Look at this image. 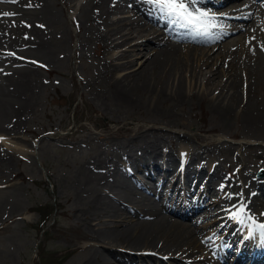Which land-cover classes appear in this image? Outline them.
<instances>
[{"label":"bare ground","instance_id":"6f19581e","mask_svg":"<svg viewBox=\"0 0 264 264\" xmlns=\"http://www.w3.org/2000/svg\"><path fill=\"white\" fill-rule=\"evenodd\" d=\"M210 1L196 0L192 5L217 18L218 26L209 36H198L172 24L147 0H60L63 9H74L69 16L72 25L79 16L88 42L103 50L95 80L101 87L100 98L116 99L156 115L150 123L128 128L124 134L129 140L117 143L105 158L97 155L84 164L76 192L67 198V202L74 200L72 209L79 219L72 225L77 239L87 241L81 264H214L217 260L210 258L209 247L219 249L226 244L225 248H231L234 236L242 240L240 248L243 240L251 245L256 240L260 245L263 239L249 236L250 222L207 220L211 214L226 216L223 205L229 199L232 204L233 199L234 186L230 191L229 178L214 156L223 138L206 143L199 140V146L192 148L188 140L198 139V133L172 128L178 115L174 109L192 105L195 98L200 104H208L213 118L226 124L239 120L247 129H264V100L255 91L264 83V0H218L217 6ZM5 12L14 15H0V176L6 163L31 152L26 148L31 143L21 131L35 109L41 86L36 66L40 62L25 58L22 50L31 49L49 60L56 38L53 32L50 36L49 30L45 32L42 20L53 31L61 14L52 0H0V14ZM202 128L207 130L204 125ZM168 139H175V143ZM175 144L183 150V167L179 166L181 151L172 147ZM134 147L144 151L139 171L153 166L146 172L153 184L130 174L136 185L146 190V185L153 186L160 195L166 185L172 187L182 175L168 196L167 200L172 198L174 203L171 208L157 207L148 196L135 199L133 183L121 184L116 178L108 181L119 172L118 160H131L133 156L126 150ZM257 186L264 191V181ZM20 189L11 178H0V233L8 227L2 224L14 217ZM248 189L243 191L246 215L264 223V215L258 210L261 195L254 202ZM210 193L221 195L208 204ZM176 202L184 206L175 208ZM126 204L131 208L124 216L120 210ZM161 209L169 213L164 215ZM66 210L69 214L72 211ZM218 235L223 237L217 242ZM252 250L241 253L235 264L254 255L251 264H259L262 248ZM142 253L156 261L140 259L137 254Z\"/></svg>","mask_w":264,"mask_h":264},{"label":"rangeland","instance_id":"374dc122","mask_svg":"<svg viewBox=\"0 0 264 264\" xmlns=\"http://www.w3.org/2000/svg\"><path fill=\"white\" fill-rule=\"evenodd\" d=\"M52 2L61 14L60 23L53 31L47 21L42 20L46 23L45 32L49 30V36L53 32L56 38L49 60L31 49L22 50L25 58L40 62L36 66V78L41 86L35 109L21 131V136L31 143V147L26 144L31 152L28 155L20 154L15 161L6 163L0 176L1 179L11 178L21 187L17 193L19 206L14 217L2 224L8 227L0 233V264H35L36 247L41 241L40 248L44 247L41 264H55L66 254H70V257L65 264H81L86 255L82 247L87 241L77 239L72 225L78 224L79 219L72 209L75 207L74 200L67 202V198L76 192L85 171L84 164L97 155L105 158L114 151L117 143L129 140L125 139L124 134L128 128L150 123L156 116L146 109L134 108L116 99L100 98L101 87L95 84V80L100 74L103 50L99 45L88 42L87 31L79 16L75 17L76 22L72 25L69 16L74 13L73 8L68 11L62 8L60 0ZM263 88L264 83L255 91L264 100ZM196 100L193 99L192 105L188 103L174 109V114L178 115L177 124L172 128L189 134L198 133V139L188 140L192 148L199 146V140L206 143L223 138V142L217 144L219 146L215 148L214 156L222 166L224 176L229 178V189L233 185L236 195L239 189H247L252 181L255 182V178L263 179L264 129H247L239 120L226 124L213 118L208 104H200ZM156 123L161 126L160 120H156ZM202 125L207 128L206 131L200 129ZM168 141L175 143V139ZM240 141L244 143L239 144ZM136 147L126 150L133 160L144 154ZM172 147L176 151H183L180 144ZM125 161L118 160L120 171L124 167L134 169L132 161ZM134 164H138L137 160ZM101 173L105 171L102 169ZM125 176L126 173L120 172L108 181ZM248 191L255 196L256 185ZM134 193L135 199L140 198ZM240 202L243 203L242 200ZM40 204L45 205L41 209L42 214L45 210L48 215L41 231L33 227L40 221L39 214L34 211ZM67 207L72 210L70 214ZM123 207L120 211L123 210L125 216L129 213V206L126 204Z\"/></svg>","mask_w":264,"mask_h":264},{"label":"snow or ice","instance_id":"6c2138e0","mask_svg":"<svg viewBox=\"0 0 264 264\" xmlns=\"http://www.w3.org/2000/svg\"><path fill=\"white\" fill-rule=\"evenodd\" d=\"M15 2V0H12ZM147 3L157 9L163 17L172 24L181 28L189 29L198 36H209L211 29L217 28V18L207 11H201L192 7L196 0H147ZM2 16H11L14 13H2ZM264 215V214H262ZM230 218L240 224H248L249 235L258 232L264 238V223H258L251 215H246V206L241 204L239 209L231 213Z\"/></svg>","mask_w":264,"mask_h":264}]
</instances>
